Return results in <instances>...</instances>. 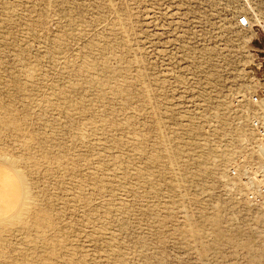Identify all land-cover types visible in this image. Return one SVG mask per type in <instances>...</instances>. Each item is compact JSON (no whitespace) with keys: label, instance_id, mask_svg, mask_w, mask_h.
I'll return each mask as SVG.
<instances>
[{"label":"rangeland","instance_id":"rangeland-1","mask_svg":"<svg viewBox=\"0 0 264 264\" xmlns=\"http://www.w3.org/2000/svg\"><path fill=\"white\" fill-rule=\"evenodd\" d=\"M262 79L264 0H0V264H264Z\"/></svg>","mask_w":264,"mask_h":264},{"label":"built area","instance_id":"built-area-1","mask_svg":"<svg viewBox=\"0 0 264 264\" xmlns=\"http://www.w3.org/2000/svg\"><path fill=\"white\" fill-rule=\"evenodd\" d=\"M241 24H248L246 17ZM254 90V89H253ZM248 95V100L264 103V79L254 91L240 95L241 99ZM251 135L243 143L242 150L229 163L226 185L233 194L247 204L256 214L264 216V113L258 112L250 121Z\"/></svg>","mask_w":264,"mask_h":264},{"label":"bare ground","instance_id":"bare-ground-1","mask_svg":"<svg viewBox=\"0 0 264 264\" xmlns=\"http://www.w3.org/2000/svg\"><path fill=\"white\" fill-rule=\"evenodd\" d=\"M236 126H241L242 127V122H238ZM230 156V154H229ZM229 160H230V157H229ZM229 160L226 162V164H228ZM226 164H222V167Z\"/></svg>","mask_w":264,"mask_h":264}]
</instances>
